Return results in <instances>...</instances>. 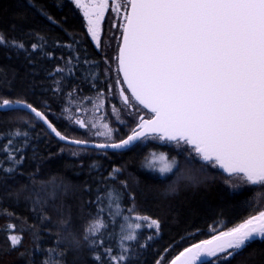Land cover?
<instances>
[{
  "label": "snow or ice",
  "instance_id": "1",
  "mask_svg": "<svg viewBox=\"0 0 264 264\" xmlns=\"http://www.w3.org/2000/svg\"><path fill=\"white\" fill-rule=\"evenodd\" d=\"M73 2L84 7L81 0ZM108 4L109 0H100L95 19L93 13L84 11L88 32L98 47V24ZM112 7L118 13L124 12L116 57L118 71L130 93H120L124 110L132 112L139 105L150 115L146 118L133 113L136 124L119 142H110L113 129L103 122V116H96V111L103 107L102 93L95 100L80 98L90 100L93 107L80 105L77 111L91 112V118L69 115L67 119L81 128L97 129L93 134L104 137L106 142L96 143L95 148L130 149L138 146L139 141L157 140L183 147L189 159L202 162L203 169H221L231 178L225 180L226 184L241 181L264 186V0H112ZM8 43L24 48L23 43L10 42L0 33V45ZM32 47L37 49L35 44ZM87 63L85 60L84 64ZM78 67L79 61L74 65L69 58L55 72L74 75ZM59 84L58 80L55 91H60ZM74 92L75 89L68 93L70 106L65 112H72ZM16 108L34 114L60 140L76 145L89 143L68 139L44 112L27 101L0 100V110ZM121 111L113 107L112 114L123 123ZM21 123L35 127L31 120ZM27 136V131L19 129L10 132L0 151L7 153L9 160L20 163L22 157L16 156L20 149L11 146L15 138ZM175 164V157L170 161L163 152H151L145 157V167L158 170L162 176L171 173ZM97 209L84 233V240L93 249L92 259L97 264H139L140 253L136 249L148 247L142 242L143 230L155 228L158 232V220L131 215L135 209L125 207L121 190L115 188L98 192ZM254 211L256 214L238 226L186 248L171 264H193L201 256L215 257L217 262L228 260L253 239H264V209ZM110 235L116 238L115 248L105 243ZM9 240L15 248L22 236L10 235ZM59 244L57 241L49 250L42 264H64L66 252L59 250Z\"/></svg>",
  "mask_w": 264,
  "mask_h": 264
},
{
  "label": "trees",
  "instance_id": "2",
  "mask_svg": "<svg viewBox=\"0 0 264 264\" xmlns=\"http://www.w3.org/2000/svg\"><path fill=\"white\" fill-rule=\"evenodd\" d=\"M0 33L10 42L24 44L23 49L0 45V100L27 101L61 134L84 138V131L65 126L59 118L69 104L68 93L75 89L73 102L81 97L95 100L98 93L107 92V81L104 55L89 39L78 9L70 0H0ZM69 58L74 65L79 61L75 74L55 72ZM58 80L60 91H55ZM22 120H31L35 127ZM17 129L28 132L11 146L20 149L16 156L21 162L0 151V264H42L57 241L59 250L66 252L64 264H97L84 233L97 214V194L106 188L120 189L125 207L160 224L159 235L152 240L143 230L142 242L148 247L136 249L139 264H168L187 247L210 239L209 231L217 223L227 231L258 209L253 189L231 192L224 174L203 169L198 159L179 156L173 171L162 176L144 168L152 148L138 143L123 152L69 147L31 115L0 112V146ZM68 150L81 153L75 156ZM9 167L14 171H4ZM10 235L22 236L15 248ZM105 243L115 248L116 238L110 235ZM202 262L264 264V239H253L228 260L217 262L213 257L198 264Z\"/></svg>",
  "mask_w": 264,
  "mask_h": 264
},
{
  "label": "rangeland",
  "instance_id": "3",
  "mask_svg": "<svg viewBox=\"0 0 264 264\" xmlns=\"http://www.w3.org/2000/svg\"><path fill=\"white\" fill-rule=\"evenodd\" d=\"M74 6L78 9L80 12L84 23H85V29L87 31L88 37L95 46L97 50L103 53L104 58H105V78L107 81V92L103 94L101 97L103 101V107L100 108L98 111H96V116H103L104 120L103 122H106L109 124V127L113 129V135H112V141L110 142H119L121 139L126 138L128 134L131 132V127H134L136 124V120L134 118L133 113L136 115L143 114L147 118L150 113H147L146 109H143L141 106L136 105V109H139L138 112H136V109H133L132 112H129L128 110L125 109V105L123 104L122 98H121V91H125V94L130 95L126 91L127 85L123 83V76L122 73L118 71V62H117V55H118V50L121 45V28L124 24L123 20V15L124 12L121 10L119 13L115 10H113L112 7V0H109L108 6L104 10L103 16L100 18L99 24H98V31L97 35L99 37V47L97 46V42L92 39L91 34L88 32V20L84 15L85 9H87L90 13H93V19H95V11L96 5L100 3V0H81V3L84 5V7H77V5L73 2V0H70ZM121 81V83H117V81ZM82 105L84 108L87 109H92L93 105L92 103H87L86 100L81 101L75 100L73 102L72 107V112H65L64 109L66 107H69L70 105L68 104L61 112L59 118L61 121H63L65 126L68 127H74V129H79L84 131L85 137L83 138H76V137H70V139H75V140H86L88 142H93V143H104L105 138L104 137H99L94 135L93 133L97 131V129H91L90 127H85L81 128L78 124L74 123L73 121H69L67 117L69 115H80L81 118L83 119H88L91 118L92 113L91 112H78L77 108ZM113 107L116 109H121L122 111L120 112V118L124 121L123 123L120 122L116 118L115 115H113ZM102 130V129H101ZM68 138V137H67ZM139 146L142 148L150 149L152 148L151 152H156V153H161L165 150L163 153L167 154L169 157V160L171 161L172 157H175V160L180 156V158H188V154L184 152L183 147H176L174 144H168V143H162L157 140H145V141H139L138 142ZM161 151V152H160ZM70 154L72 155H79L81 152L80 151H70ZM184 159V160H185ZM199 160V159H198ZM176 165V164H175ZM144 168L149 171L153 172L155 174L161 175L158 170H151L148 169L147 167ZM175 166L173 167V169ZM215 169V168H214ZM218 169V168H216ZM170 173H167L165 175H168ZM224 183L226 179H231L228 178L227 176L223 175ZM226 184V183H225ZM229 190L233 193H238L246 189H253L255 194H256V201L258 205V209H264V186L261 185H250L241 181H233V184H226ZM235 185H239L238 187ZM127 207H132V206H127ZM131 215H138L135 211ZM151 219V218H150ZM144 231L146 234L152 235V237H157L159 235V230L155 228H145ZM224 231L223 223H217L211 230L209 231V235L212 238L214 235H217L219 232ZM210 238V239H211ZM90 239H95L94 237H90ZM258 240H262L259 238H255ZM230 251H232L230 249ZM223 255H226V253H223Z\"/></svg>",
  "mask_w": 264,
  "mask_h": 264
},
{
  "label": "water",
  "instance_id": "4",
  "mask_svg": "<svg viewBox=\"0 0 264 264\" xmlns=\"http://www.w3.org/2000/svg\"><path fill=\"white\" fill-rule=\"evenodd\" d=\"M8 111H23V112H25L26 113V111L25 110H23V109H20V108H16V109H8V110H0V112H8ZM28 115H31L32 117H34V114H31L30 112L29 113H27ZM35 118V117H34ZM36 119V118H35ZM38 121V120H37ZM45 129H46V131L55 139V140H57L59 143H61V144H63V145H66V146H69V147H74V148H81V149H88V150H97V151H104V152H123V151H125V150H128V149H111V148H109V149H100V148H95L94 147V145L96 144V143H93V142H89L87 145H76V144H70V143H68L66 140H60L54 133H52L51 132V130L50 129H48L47 128V126L46 125H44L43 124V122L42 121H38ZM68 139H70V138H68ZM71 140V139H70ZM138 143V142H137ZM224 175H226L227 176V174L226 173H224L221 169H219ZM198 243H200V242H198ZM198 243H196V244H198ZM194 245V244H193ZM192 246V245H191ZM191 246H189V247H191ZM188 248V247H187ZM185 250V249H184ZM183 250V251H184ZM182 251V252H183ZM181 253V252H180ZM179 253V254H180ZM178 254V255H179ZM177 255V256H178ZM177 256H175L172 260H174ZM204 259H208V258H205V257H203V256H201L200 258H198V259H196L194 262H193V264H198L199 263V261L200 260H204ZM171 260V261H172ZM171 261L168 263V264H171ZM178 264H179V262H178Z\"/></svg>",
  "mask_w": 264,
  "mask_h": 264
}]
</instances>
